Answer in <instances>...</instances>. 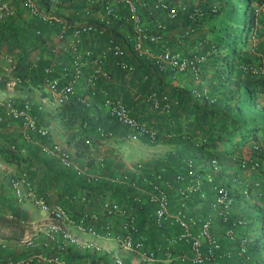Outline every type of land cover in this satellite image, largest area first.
Returning a JSON list of instances; mask_svg holds the SVG:
<instances>
[{"label":"trees","instance_id":"16d2710c","mask_svg":"<svg viewBox=\"0 0 264 264\" xmlns=\"http://www.w3.org/2000/svg\"><path fill=\"white\" fill-rule=\"evenodd\" d=\"M9 1L14 8L13 13L0 17V57L6 59L8 65L5 71L6 67L0 63V74H4L0 75V91L4 90L7 81L5 72L15 79L17 87H42L43 81L51 76H59L60 82L70 79L74 68L69 65V52H58L55 58L50 51L51 34L57 30L58 23L31 15L18 0ZM43 1L39 0L40 5L46 6L48 3ZM178 1H171L177 6L173 16H168L165 9L153 7L152 0L136 5L145 26L146 37L142 39V45L152 55L167 48L191 58L195 70L189 65L174 74L168 65H158L149 54L134 50L129 13L119 3L117 12L120 17L101 25L99 32L81 34L80 46L91 49L93 54L111 36L121 44L124 55L114 57L108 54L103 66L108 75H96L91 81L86 78L92 68L89 64L81 66L67 98L53 108V117L62 130L64 140L78 158L88 157L90 146L112 134L114 127H124L105 111L102 104L104 95L120 98L132 116L156 130L160 135L158 140L172 142L174 147L161 158L134 162L136 171L133 172L121 170L119 163L111 165L103 159L99 163L84 159V166L89 172L77 173L72 165L61 164L51 154L56 165L64 167L63 172L58 170L64 178L57 185L55 200L60 201L73 220H82L84 226L90 227L99 236H104L106 230L111 236H116L122 230L123 221L121 217L105 211L101 206L102 200L124 201L127 214L132 218L129 227L131 238L142 241V250L151 251L152 263L240 264L248 255L249 262L264 264V258L258 255L259 250H264V240L253 234V228L251 230L246 220L232 226L233 236L223 235L224 228L231 226L237 217L245 219L249 216L243 207L256 208L263 221L264 204H250L246 199L237 197V203L229 208L225 220L212 204L215 195L213 186H232L231 177L239 171L238 159L252 156V143H264V73L258 68L264 65V29L259 30L256 42L252 44L249 39L254 26L261 27L264 23V3L245 0L242 5L245 16L242 24L236 27L233 6L225 8L228 0H198L197 4L203 11L193 19L189 18L193 5L187 0ZM180 4L185 8H178ZM213 4L215 9L211 10ZM54 6L60 10V16L61 11L64 12L67 20L94 21L92 15L83 12V2L64 3V0H58ZM76 9L80 11L74 12ZM223 9L224 17L218 18L217 14ZM156 34L154 39L149 38ZM121 62L128 67H123ZM47 67L51 70L46 71ZM150 94L154 95V99L150 98ZM12 98L29 101L31 114L37 123L47 127L44 123L48 121L39 111L38 103L28 100V97ZM163 103L168 104L167 110H161ZM17 131L13 119L0 121V159L22 167L20 170L26 172L30 182L26 167L32 170V175L37 173L38 152L41 149L38 144L26 143ZM165 133L169 134L168 137H161ZM33 137L42 143L52 141L48 127L45 135L33 134ZM139 137L150 142L143 135ZM22 146L25 147L24 152L20 150ZM212 158L217 159L220 165L218 172L209 168L208 162ZM232 163V170L225 174L224 167ZM102 167L108 171H104L105 168L102 170ZM207 172L211 174V180H207ZM121 173L126 174L128 182L107 178ZM42 179L51 184L45 176ZM196 180H199L198 187L189 189L188 185H195ZM76 183L83 194L73 189ZM155 184H161L163 188L168 212L165 218H156L157 202L147 196V192L154 190ZM50 186L45 185L40 190L35 188L37 192L45 193ZM242 200L247 203L243 204ZM239 202L244 206L239 207ZM178 210L184 214L185 220L188 217L194 220L193 224H189L191 233L197 231L201 220L209 219L210 229L219 243L214 258L193 262L185 239H175L171 244L168 242L182 230L173 216ZM8 213L10 216H7ZM0 218L5 223L26 220L12 192L0 196ZM107 223L108 229L105 228ZM245 237L251 239L241 252L240 239ZM201 248L202 251L206 249L204 244ZM166 251H170L169 258H166ZM1 253L7 254V251L0 248V264H4L5 257ZM60 256L67 262L114 264L107 252L92 246L78 249L73 244H67ZM138 264L149 262L139 261Z\"/></svg>","mask_w":264,"mask_h":264},{"label":"built area","instance_id":"2783aa9c","mask_svg":"<svg viewBox=\"0 0 264 264\" xmlns=\"http://www.w3.org/2000/svg\"><path fill=\"white\" fill-rule=\"evenodd\" d=\"M30 13L38 18L47 22H57V30L53 33L52 43L50 45V51L56 58L58 52H69L70 60L69 65L72 69V75L70 79L64 82L59 81V76H51L46 78L42 87L45 91V96L49 100L58 104L64 101L68 93L72 90L74 80L77 79L80 74V67L90 65L92 68L91 74L87 76L86 80L91 81L96 75L106 77L107 71L103 68L104 61L108 54L114 57H120L124 55V49L121 44L113 37H108V40L98 51L92 54L91 49L83 48L80 46L81 34L99 32L101 25H107L111 20L118 19L120 14L117 12L119 3L123 4L128 10L129 19L131 24V44L132 48L138 53H146L154 58L158 65H168L173 69L174 74L181 72L190 65L192 70L195 67L191 65L192 59L183 56L177 52H171L167 48H163L155 54H151L147 47L142 45V39L146 37L144 21L141 20L138 7L136 5H144V0H64V3L68 2H83V12L90 14L94 17L93 22L67 20L64 17V12L61 11L62 16L59 15V9L56 10L54 6L58 0H45L48 4L40 5L39 0H18ZM43 1V2H45ZM171 1L178 3V0H152L153 7H160L166 10L168 16L175 14L176 5H173ZM62 2V1H61ZM264 3V0H260ZM178 8H185V5L180 4ZM215 9V5H211V10ZM14 11L13 6L9 0H0V17L5 14H12ZM80 11L79 9L74 12ZM202 9L199 8L197 2L193 4V9L189 12V18H196V15L202 13ZM69 12V11H68ZM158 27V23H156ZM264 29V23L258 27L254 26L250 32L249 39L253 44L258 39L259 30ZM156 35H150V39H154ZM8 60L9 58L6 57ZM199 59V58H198ZM123 67H128L126 63L121 62ZM259 70L264 73V65L258 67ZM46 71H50L51 68L47 67ZM15 81V79H13ZM150 98L154 99V95L150 94ZM156 104V101H154ZM103 107L115 120L126 127L135 136L143 135L147 139L154 143L158 140L159 136L156 130L147 125L145 122L138 120L132 116L124 103L118 97H110L104 95ZM161 110H167L168 104L163 103ZM13 119L17 124L19 136L26 143L34 142L38 144L46 153L55 155L61 164L68 166L72 165L77 173L82 170L73 165L72 159L65 146L59 142L52 140L48 143H42L38 138L33 137L36 135H45L47 133V127L40 123H37L36 118L31 114V104L27 100L17 101L12 97L0 98V121ZM169 134H162L161 137H168ZM21 152L25 151V147L20 148ZM252 156H242L238 159V169L232 179V186L225 188L222 185H214L213 191L214 201L213 206L217 211L222 213V219H226L229 208L234 205L235 198L242 197L249 203L264 204V143L254 142L252 143ZM218 161L215 158L209 160V168L213 171L219 170ZM5 164L0 161V169H4ZM5 170V169H4ZM8 175V186L12 194L16 197V201L28 200L33 206L43 210L44 217L39 224L40 228H35V235L23 234L16 237L13 241L12 253H1L4 255V264H88L89 261L84 263L67 262L60 256V252L64 249L65 245L73 244L78 249L86 247H94L91 241L82 240L78 237L76 232L95 234L93 230L84 226L82 220L75 221L70 214L64 210L59 203H47L46 196L50 193L35 192L31 186V183L26 178V172L23 170H5ZM1 178V175H0ZM110 181L128 182L125 173L114 174V176H108ZM207 180H211V174L206 173ZM199 180H196L195 185H188L189 189H196L198 187ZM240 184V189H237V185ZM165 185H168L165 183ZM154 190L147 192V196L150 200L157 202L155 208L156 218H165L168 214L166 211V200L161 184L153 185ZM83 198V197H81ZM102 208L110 213H113L123 219L121 223V231L116 236H111L106 230L104 237H114L124 250L134 251L139 254L141 259L152 260L151 251L142 250V241L131 238L130 223L131 217L128 215L125 204L118 203L117 201L109 198H104L101 202ZM10 216V213L7 214ZM174 219L178 221L181 226V231L175 238H169L168 242L171 244L175 239H185L188 242L191 261L201 262L202 260H211L216 256V252L219 248V243L216 240L214 232L210 229L209 219L204 218L200 221V224L195 233H191L189 230V224H193L194 220L191 217L186 218L184 214L178 210L174 215ZM244 222L243 217H237L231 226L224 228L223 235L231 237L233 236L232 226L241 224ZM109 224L105 225L108 229ZM34 228V227H33ZM74 229L75 231H73ZM1 238V237H0ZM251 238L240 239V250H244L245 243ZM206 248L204 251L201 248ZM0 248L6 249L0 239ZM166 258H169L170 251H166ZM16 257V258H14ZM112 260L114 264H124L120 255L113 254ZM248 255H245L240 264H254L249 262ZM255 263H257L255 261Z\"/></svg>","mask_w":264,"mask_h":264},{"label":"crops","instance_id":"0c3cea01","mask_svg":"<svg viewBox=\"0 0 264 264\" xmlns=\"http://www.w3.org/2000/svg\"><path fill=\"white\" fill-rule=\"evenodd\" d=\"M53 34V33H52ZM51 34V35H52ZM50 35V36H51ZM43 89V87H40ZM28 97H30L29 95H27ZM6 97L3 93V90L0 91V98ZM32 100L35 101L36 103H38L39 106V111L43 114V116L45 117V120L48 122H45L44 125H46L48 127V132L49 135L51 137L52 140H55L57 142H59L60 144H62L63 146L66 147L70 158L72 159V163L73 165H77V167H79L82 172H86L87 168L84 166V159H93L94 162L99 163L101 161V159L105 160L106 162L110 163L111 165L114 163V165H116V163L121 164V170H125V171H136V168H133L134 162H137L138 160H143V159H148V158H156V157H163L164 153L167 150H170L174 147V144L172 142H168L166 140H157L154 143L151 142H146L144 141L141 137L139 136H135L133 135V133L131 131H129L126 127H114V129H112L113 133L109 134L107 136H105L104 138H100L98 141L95 142L94 146H90L89 148V153H88V157H76L73 153V149L71 146H69L68 144H66L65 140H64V136L62 134V130L61 128L58 126L56 119L53 117V108L48 105V103H44L46 100H49V98L47 96L44 95H36V96H31ZM51 101V100H49ZM52 103H54L53 101H51ZM55 104V103H54ZM17 125V124H16ZM18 130V129H17ZM17 134L19 136V133L17 131ZM34 143V142H32ZM36 144V143H35ZM147 147V149L145 150L144 147ZM93 147V148H92ZM243 148L245 149V146H243ZM40 151L38 152V157L39 159L37 160V168L38 171L35 174H31L32 170H27V176L29 175V180L31 182V186L34 189L35 192H37V189H42L45 185L46 186H50L47 189V192H49L50 194L48 196H46V201L47 203H59L55 200L56 197V190L58 188V186L60 185L61 180L64 178L62 177V172H63V168L62 166L58 167L56 165V161L54 162V158L51 156V154L46 153L41 147H40ZM151 151V152H149ZM149 152V153H147ZM0 161H2L0 159ZM4 162V161H3ZM5 170H13L11 169V167H8L6 169V167L8 165V163H5ZM53 165L59 169H54ZM14 167V166H13ZM22 167H15L14 170L16 171H20ZM105 167H102V170H104ZM4 169H0V196L2 195H10V188L8 186L7 183V178L8 175L6 174ZM58 171V170H60ZM119 169V170H120ZM104 171H108L105 170ZM89 172V170L87 171ZM34 173V172H33ZM31 174V175H30ZM42 176H45V178H47V180L51 182V184L49 185V183H46L45 181H43ZM58 185V186H57ZM37 187V189L35 188ZM74 190L76 192L81 193L83 192L82 190L79 189V187L77 186V183L73 186ZM83 194V193H81ZM58 199V196H57ZM66 198H63V201ZM26 203L31 204L28 200L24 199L22 201H17L18 207L22 210V211H27V214H29L28 212H31V206H27ZM60 204V203H59ZM32 205V204H31ZM30 210V211H29ZM33 210V209H32ZM37 212V211H36ZM37 215L40 216L41 218H43L45 215L44 213L39 214L37 212ZM27 220V217H26ZM42 222V219H36L30 220V226L34 227L36 229L40 228V223ZM73 231H75L74 229H72ZM78 237L82 240H86V239H91L92 240V245L96 248V249H101L104 250L105 252H107L109 254V256L112 257L113 254H117V255H122L125 256L123 257V260H125L127 262V260H130L129 257L132 258V261L134 260H141L142 257L139 256V254L137 252H131V251H127L124 250L121 245L119 244V242L117 241L116 238L111 237V238H104L103 236H99V235H95V236H91L90 233H80V232H76ZM98 236V237H97ZM16 237L19 236H12V237H1L0 239L2 240L3 244L6 246V251L9 253H12V246L14 245V242L16 240ZM99 237H103V239H100Z\"/></svg>","mask_w":264,"mask_h":264},{"label":"rangeland","instance_id":"374dc122","mask_svg":"<svg viewBox=\"0 0 264 264\" xmlns=\"http://www.w3.org/2000/svg\"><path fill=\"white\" fill-rule=\"evenodd\" d=\"M187 1L191 5H193L198 0H187ZM244 1L245 0H228L227 4L225 6V8H227V7L231 6V5L233 6V9H232L233 13H234L233 14V16H234L233 18L236 21L235 22L236 23V27H239L242 24V21H243L244 16H245L243 8H242V5H243ZM224 14H225V9L220 11L217 14V17L218 18H222V17H224ZM51 38L53 39V34H52ZM0 63L6 67L5 71H7L8 70V65L6 64L7 60L0 57ZM0 75H4V74H0ZM5 75L7 76V81L5 83V88L3 90V93H4V95L6 97L12 96V97H17V98H25V97H28L27 95H29L30 97H28V100L33 101L31 96L44 95L45 94L44 89H42V88H40L38 86H29V87L28 86H23V87H19L18 86L17 87L16 84H15V81L11 77H8L7 72H5ZM44 103H48V105L51 106V107L55 106V104L52 103L49 100H46ZM147 147L148 146L144 147L145 150L147 149ZM149 152H151V151H149ZM149 152H147V153H149ZM143 160H145V159H143ZM138 161H141V160H138ZM6 163H8V164H6V165H8L6 167V169L8 167H11V169H14L16 167L13 164V162H6ZM132 165H134V164H132ZM233 166H234V163L224 167V170H223L224 173L227 174L228 172H230L232 170ZM218 167L220 168L219 164H218ZM237 189L238 190L240 189V184L237 185ZM117 202L118 203H125L124 201H117ZM241 202L243 204L244 203L246 204L248 201L246 202V201L242 200ZM241 202L238 203L239 207L244 206ZM236 203L237 202H234V205ZM26 205L27 206H31V208L33 210L31 209V212H28L29 214H27V211H25V210L22 211V214L25 217H27V220H25L24 222H21V223L7 222V223H5L4 220L2 218H0V237H8L9 238V237H12V236H21L23 234H26L28 236L29 235H35V233H36L35 232V228L30 226V224H31L30 220L31 219H33V220L40 219L41 220L42 218L37 215V212L39 214H42L43 210H41V209H39V208L29 204V203H26ZM243 208L249 214V216L245 217L244 221L246 220V223L249 224V226L251 227V230L253 228V234L259 235L261 237L260 240L263 241L264 240V220L262 221L260 212L256 208H253V207H250V206H246V207H243ZM91 236H95V235H91ZM103 237H99V238L103 239ZM104 238H111V236L104 237ZM86 241H91L92 242L91 239H86ZM99 251H104V250L99 249ZM122 255H120V258L122 259L124 264H138L139 261H146V262H149V264L152 263V260H146V259H141V260H138V261L137 260L132 261L131 257H129L130 260H127V262H126V261L123 260V257H125V256H122ZM258 255L261 256L262 258H264V250H259L258 251ZM88 264H94V263L89 261ZM152 264H156V262H154Z\"/></svg>","mask_w":264,"mask_h":264}]
</instances>
